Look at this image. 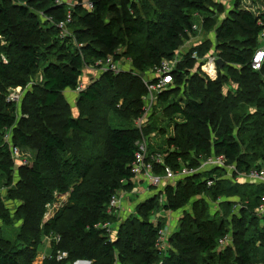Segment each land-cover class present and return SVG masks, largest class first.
I'll list each match as a JSON object with an SVG mask.
<instances>
[{"label":"trees","instance_id":"1","mask_svg":"<svg viewBox=\"0 0 264 264\" xmlns=\"http://www.w3.org/2000/svg\"><path fill=\"white\" fill-rule=\"evenodd\" d=\"M23 1L25 0H0V36L5 40L4 45L0 42V188L13 180L15 170L10 145L5 141L6 134L12 132L11 143L17 149H29L31 142L26 133L28 127L26 118L33 117V113L30 114L32 108L41 110L38 112L42 117L45 116V112L59 107L61 111L68 109L61 103L62 93L68 89L76 91L83 68L87 65L96 66V62L108 58L115 51L119 37L118 26L114 18H107L108 15L123 12L128 16V9L133 11L142 9V12L147 13L146 18H149L147 23L142 21L137 23V20L130 17V23L140 27V29L132 27L130 35L141 33L145 28V36L143 35L145 46H143L144 39H141L142 45L135 46L131 50L130 57L135 69L147 71L157 67L163 59H172L175 56L183 44V39H187L188 32L192 31L195 16L206 13L209 17L205 23L208 24L207 20L211 19L214 25L216 21L212 18L216 10L207 5L209 1L215 6L221 5L214 0H174L180 1L182 6L180 7L184 9L183 13L175 14L172 8L170 9L172 11H161V4L157 5V1L160 0H152V3H148L150 0H130L131 4L118 6L119 8L114 0H91L94 8L89 11L83 9L81 5L71 8L67 3H57V0H49L47 7L42 4L41 9L40 6L33 7V0H26V3ZM39 1L41 2V0L36 2ZM38 12H42V15L48 18L49 30L41 29ZM69 16L72 19L66 26L71 33L67 37L81 48L78 52L73 51L71 55L64 54L66 58L61 60L55 52L58 48L57 42L63 39L59 26L67 22ZM262 30H264V11L258 16L251 11L239 12L236 17L227 15L221 20L216 29L215 43L222 52L219 57L224 67L219 68L218 81L207 82L205 88L197 82V78L195 81L193 78H188L196 64L189 53L178 65V70L174 74L178 87L161 94L160 102H167L170 95L179 91L180 87H183L185 92L186 86L187 89L189 86L193 98L187 101L186 107H183L180 102L168 105V109L172 108L173 114L181 116L184 123L177 127L175 138L171 140V137L168 143H165L166 148L162 144L158 145L159 148L150 145L151 153L161 154L163 162L159 165L152 164L155 173L164 176L166 168L174 172L180 171L183 166L197 168V163L200 162L199 156L192 154V151L200 152V158L202 156L224 157L227 164L236 165L239 173L249 174L252 170L264 169V141L259 134L255 133L256 131L252 130L248 131L242 140H238L237 134L240 132L235 133V125H233L238 116L235 107L241 102L239 98L244 94V88L251 86L246 78L255 79L264 86L260 76L264 65L260 71H253L251 68ZM44 31H47L46 34H43ZM41 35L50 39L54 38L55 43L42 50L36 43ZM88 35L93 40V45L86 43L85 38ZM239 35L242 41L237 38ZM204 45L209 47L204 48ZM211 45L213 42L207 40L203 46H198V50L197 47L194 49L200 55H205V51H208ZM68 49L71 50L73 47ZM52 51L55 53L52 54ZM140 54H144L143 57ZM55 57H57L56 60ZM114 59L119 60L116 57ZM224 70H228L229 75L235 79L238 76L237 80L245 86L239 87L235 97L224 96V98L221 93L222 82L227 76L223 75ZM38 74L42 78L38 89L41 94L39 96L37 92L36 95L34 94L35 98L30 101L31 106L28 108L27 105L23 108V111L27 108L29 114L26 113L18 119L15 109L12 108L13 103L7 101L10 89L26 87L29 80ZM138 77L132 71L118 75L106 73L104 81L96 82L80 92L79 103L85 110L86 107L88 108L87 105L94 108L100 103L105 86L114 87L117 84H120L122 88L126 84L128 89L119 92L120 97L116 96V101L121 98L128 100L130 98L126 97H131L132 94L139 95L142 91L143 95L145 88ZM200 81L205 80L200 77ZM137 83L140 86H137ZM134 100L135 105L139 107L134 110L140 112L141 99ZM139 115L138 113L137 116ZM150 121V125L145 128V135H150L157 130L163 131L158 128L159 117L152 116ZM87 122L74 119L69 113L63 123V129L66 133L74 131L90 134L84 126L85 123H90ZM197 122H200V126L196 125L198 132L194 134L188 126ZM208 124L217 128L216 138H211V134L208 133L206 128ZM35 127L38 128L36 133L39 135L40 142L35 158L36 164H34L36 167L29 169L28 166H22L18 171L20 175L27 174L31 184L39 193L42 194L46 190V180L41 171L43 166L49 167L55 176L61 177L66 186L75 185V181H80L90 172L96 159L90 158L87 162L74 157L73 161L62 159L61 156L68 153L67 142L50 131L49 127L36 125ZM108 133V141L114 153L104 161L102 169L106 173L117 174L128 184L126 188L131 189L132 182L136 179L132 173V165L135 162L137 143L141 138L140 132L133 123H129L123 124L120 128L108 130ZM244 147L246 151H243ZM226 177H228L226 169L214 167L176 180L172 185L164 187L163 192L160 193L162 196L165 195L163 204L159 201L160 195L142 201L138 208L140 217L136 218L138 222L132 220L121 224V234L119 232L118 238L113 242L109 240V234L102 226L106 223L114 225L120 220L119 215L109 210L110 200L120 187L117 184H100L92 191H85L82 186L75 185L69 208L74 212L76 209L78 211V216L74 218L71 227V231L76 232V242L70 233L67 237L64 234L59 235L60 242H54L58 248L54 247V251L51 252L52 258L47 259L45 263L69 264L66 263L68 259L58 261L56 258L57 251L69 250L70 258L73 260L83 259L92 261V264H115L116 261L120 264H264V212L260 213V208L264 205V185L235 184ZM210 181L212 184H209ZM188 184L189 187H193L197 200L192 204V208L188 209L190 211H182L190 203ZM206 197L212 203L211 208L218 205L219 208L227 210L239 204L240 216L232 212V222L227 223L220 209L215 215H207L210 205L207 206ZM158 207L167 212H181L178 221L179 229L170 237L177 252L165 253L166 257L163 261L161 260L162 251L158 247L159 231L162 227L161 223L155 224L153 217ZM45 211H47L46 208L41 207L38 212L44 215ZM60 211L50 223L45 224L48 231H37L38 238L43 236L41 233L56 235L54 231L58 229V222L64 214V210L61 211L62 213ZM23 217L25 218V216L19 218ZM2 218L5 224H12L8 214ZM30 233L31 231L22 232L18 239L24 240L28 237L25 235ZM229 235L233 238L232 242L221 247L220 241ZM258 251L263 252L260 258ZM22 254L23 252L16 246L0 240V264H25L20 260Z\"/></svg>","mask_w":264,"mask_h":264},{"label":"rangeland","instance_id":"2","mask_svg":"<svg viewBox=\"0 0 264 264\" xmlns=\"http://www.w3.org/2000/svg\"><path fill=\"white\" fill-rule=\"evenodd\" d=\"M37 0H33V7L40 6V9L42 7V4L47 7L49 4V0H41V2H36ZM64 3H67L71 6V8H74L72 6H78L81 5L83 9H86V6H90L91 0H62ZM117 8L118 6L126 5L128 6L131 4L130 0H114ZM148 1V0H147ZM191 1V0H190ZM194 1V0H193ZM196 1V0H195ZM221 5L215 6L211 1L208 2V6L211 8H214L215 13L212 20H215L216 22L214 25H212L211 19L207 20L208 24H206V19L209 17L206 13H201L195 16L194 20L198 26L197 33L195 34L194 38L192 39L191 43L188 45H185L187 42V39H183L182 47L183 51L186 53H189L190 55L193 54V52L196 50L191 45L199 42V41H206L207 39L214 40L213 45L210 46L208 49V52H216L218 55H221V50L217 48L215 39H216V29L221 23V17H225L227 15L235 16L237 13H241L244 11H251L254 13L255 16H258L260 12L264 11V0H220ZM23 3H26V0L23 1ZM80 3V4H78ZM145 3V2H144ZM148 3H152V0H150ZM217 3V2H216ZM156 4V3H155ZM161 4L160 10L163 12L166 11H172L171 8L174 9L173 12L176 13H183L184 9L181 8V2L180 1H174V0H160L157 1V5ZM145 6V5H144ZM181 6V7H180ZM213 6V7H212ZM140 7V6H139ZM35 10V9H34ZM87 10V9H86ZM219 11V12H218ZM128 16L126 14L119 13H112L107 16L108 19L114 18L117 22L118 26V44L115 47V51L109 55V58L113 60V57L119 58L117 61L118 65L123 68L125 66L126 69L133 70L132 73L134 75L139 76L138 79H142V77H149L148 75L152 72L150 70H139L135 69L133 66L132 59L130 57L131 50L138 45H142L141 39H144L145 36V28L141 31V33L138 34H131L132 30L131 28L134 27L136 29H140L139 25H133L130 23V17L132 19L137 20V23L143 22L147 23L149 18H146L147 13L142 12V9H138L136 11H133L132 9H128ZM132 12V14H130ZM40 17V26L43 30H49L50 25L48 24V18L44 15H42V12H38ZM149 17V16H148ZM238 18V17H237ZM47 21V22H46ZM129 27V28H128ZM66 30H63L64 33H71L68 28ZM62 30V29H61ZM73 30V29H72ZM74 31V30H73ZM72 31V32H73ZM47 31H44L43 34H46ZM140 32V31H139ZM74 33V32H73ZM144 35V36H143ZM67 36V35H66ZM64 41L61 40V42H57L58 48L56 52V56L59 57L61 60H65L66 53L72 54L73 51H79L81 47L79 45L75 44L70 38L65 37V35L62 36ZM241 41L243 40L241 36L239 35L237 37ZM86 43L93 45V40L88 37L85 38ZM52 42V43H51ZM38 44V47H40L42 50L46 49V47L52 45L55 43L54 38H47L46 36H40L39 39L36 41ZM236 44V43H235ZM238 45V44H237ZM143 46H145V39L143 41ZM190 46V47H189ZM68 47H73V49H68ZM188 47V49H186ZM205 47H209L207 45H204ZM264 47V41L259 40L257 44V48ZM194 49V50H193ZM198 50V47H197ZM47 51V50H46ZM55 52L52 51V54ZM206 53V51H205ZM62 55V56H60ZM141 57H143L144 54H140ZM186 55V54H184ZM108 58V59H109ZM57 57H55V60ZM145 60V59H144ZM163 61V60H162ZM160 62V64L162 63ZM98 63V62H96ZM97 65V64H96ZM104 67H109L108 64H105ZM122 72H125L123 70ZM121 72V73H122ZM106 73L110 72H102L100 67L97 66H89L83 68V74L80 77V82L82 86H86V89L93 85L96 82H102L104 81V77ZM226 76V80L223 81L222 87H221V93L224 96L228 97H235L237 95V90H239V87L242 86L243 88L245 86L242 85V82L238 81L237 79L233 78L228 70H224L223 75ZM262 78V82L264 84V70L260 74ZM200 77H202L205 81L201 82ZM189 79L193 78V81H195L197 78V82L205 88L207 86V82H211L212 80L209 78H206L202 72L200 65L196 62L194 64V68L191 70L190 75L188 76ZM220 78V77H219ZM217 80V79H216ZM247 82L250 83L251 86H248L246 89L244 88L245 92L241 95L239 98L241 102L235 107L237 118L234 120L233 125H235V133L237 134V137H239L238 140H242L246 133L250 130L256 131L255 133L259 134V137L264 141V86L262 84H259L257 80H252L251 78H246ZM142 81V80H141ZM218 81V80H217ZM42 78L40 74L33 76L26 87L22 88L21 93L19 95V100L13 103L14 105L12 108H14V112L17 113L18 119H21L23 115H26L28 113V110L23 111V108L28 105V108L30 105V101H33L35 98L34 94L37 92V96L41 94L39 89V85H41ZM214 82V81H212ZM119 83V82H118ZM143 83V82H142ZM144 85V84H143ZM137 86L138 85L137 83ZM106 88L103 89V97L99 104L94 106L92 108L91 106L87 105L86 110L84 106L82 107L79 103V95L80 92L73 91V90H66L62 93L63 101H61L62 105H66L69 109H63L60 110V107L55 110L45 112V116H41L39 112L41 110H37L36 108H32L30 111V114H32L33 117L29 118V116L26 118L28 127L26 128V133L29 135V139L31 142V146L29 149L24 150L22 149L20 151V155L18 157H12V160H16L14 158H18L21 160H25L28 162L29 169H34L33 167H36V160L38 154V148L40 147L39 142V135L37 132L36 126H44L49 127L50 131L53 133L59 135L67 142V148L68 153L64 156H61L62 159H68L73 161L74 158L80 159L83 162H87L88 159H96L94 166L91 168L90 172L85 174L80 181H75V185H80L84 190L92 191L98 187V185L102 184H117V186L120 187L119 191L117 192L118 199L120 201V206L122 207L119 212V218L120 220L111 226L110 232L111 236H109L110 241H115L120 232L121 224L127 223L129 221L138 222L136 221L140 215L138 214V208L142 201L147 200L148 198H151L153 196H159L161 192H163V188H160L157 186V181L155 179H152L150 175L151 173H143L141 170L138 173H135L136 179L134 180L133 186L131 189H127L128 184L126 181L121 180L117 174L115 173H106L102 169V164L105 160H107L113 153L114 150L111 148V145L108 141V130H113L116 128H120L123 126V124H129V123H135V120L142 116V114L145 112L144 108L147 106L148 108L153 105V108L155 107L156 111L153 114V117H159L160 122L159 127L160 129H163L162 132L160 130L154 131V132H160L162 135V139H157L156 137L150 138V145H154L156 148H159L158 145L162 144L164 148H166L165 143H168V139L171 140L175 138L177 133V127H180L184 123V119L181 116H176L173 114L172 108L168 109V105L171 103H182L183 107H186L187 101L192 99V94L190 93V88L188 86L185 87V92L187 89V92L185 93L184 90L176 91L175 93H170V97L167 102H160V95H159V88L158 89H152L149 88V85H144L145 93L142 95L143 91L141 93L136 95H130L131 97L126 100L125 98H121L120 100L116 101V96L120 97L119 92L122 90L128 89V86L126 84L123 85V88L120 84L113 86H105ZM82 88V87H81ZM174 90L172 88L169 91ZM118 94V95H117ZM36 95V94H35ZM42 97V95L40 96ZM123 97V96H121ZM225 98V97H224ZM134 99H141L142 102V109L141 113L138 112V105H135ZM135 105V106H133ZM34 107V106H33ZM117 110V111H116ZM39 111V112H38ZM74 118V119H80L85 123V127L90 131V134H81L77 132H68L66 133L63 129V123L66 120V116L68 114ZM138 113L140 114L139 117L137 116ZM29 114V113H28ZM137 116V117H136ZM152 117V116H151ZM255 118V119H252ZM143 120V118H140ZM34 120V121H33ZM151 120V119H150ZM202 126H205L204 123H201ZM108 125V126H107ZM196 125L200 126V122H197V124H190L188 127L190 130L196 134L198 129L196 130ZM209 126L206 127L208 130V133L211 134V138H216L217 128H213L212 125L208 124ZM34 126V128H33ZM212 127V128H211ZM48 128V129H49ZM196 130V131H195ZM12 132L10 133L9 138L11 139ZM150 135H153L150 134ZM149 134H146V137H150ZM158 150V149H157ZM243 151H246V147L243 148ZM196 156H199L200 162L197 163V166H202L203 163L209 164L210 166H213L212 164H216L214 160H212V156H202L200 158V152H193ZM74 157V158H73ZM70 161V162H71ZM223 163L222 160H219ZM13 163H15L13 161ZM208 165V168L210 169ZM229 167V173L230 175H233V170L237 169L235 164H227ZM20 165H14V173H13V180L8 181L5 184V187L0 188V240L6 241L10 243L11 245L16 246L18 249H20L23 254L20 256V260L22 263L25 264H46L45 261L41 262L43 256H49L52 254L51 252L54 251V247L56 248L58 245H55L53 243L52 238L56 235L64 234L65 237L69 235V233L74 237V241L76 242L77 235L75 231H71V227L73 225L74 218H76L77 215V209L75 212L73 210H70L69 206L71 205V196L73 192L72 186H66L64 182H62L61 177L55 176L49 167L43 166L41 171L43 173V176L46 180V190L44 193H39L38 190L34 187V185L31 184L30 179L27 177V174H19V168ZM205 168L200 170L201 173L204 171H208L209 169ZM199 171V172H200ZM133 172V171H132ZM23 173V172H22ZM143 173V174H142ZM236 174V173H235ZM142 175H145L147 178V181L143 182L141 181ZM20 176V177H19ZM235 177V175H234ZM145 178V179H146ZM231 180V179H230ZM234 181H240V182H248V180L245 177H238L236 179H233ZM84 181V184L82 185ZM62 182V183H61ZM166 182V180H165ZM164 182V183H165ZM61 183V184H59ZM194 184V181L192 182ZM212 184V182L210 181ZM196 184V181H195ZM192 185V184H191ZM59 186V187H57ZM193 186V185H192ZM189 187V184L187 185ZM189 193H190V203L186 205L182 211H186L188 209L192 208V204L195 203L197 200L195 196V192L193 191V187H189ZM82 195V193H81ZM204 195V194H201ZM199 195V196H201ZM205 198V197H204ZM207 198V197H206ZM165 195L159 196V201L161 204L164 203ZM57 201L63 202L62 204V210H64V214L62 215L61 220L58 222V229L54 231V234L52 237L46 233H41L43 235L42 237H37V231H48V228L45 227V224L50 223V220L47 221L45 218V215L47 211L44 212V215H42L38 212L39 208L45 207L46 210L49 209V204L53 205ZM118 201V200H117ZM89 202V201H88ZM87 202V203H88ZM207 206H209V210H207V215H215L216 211L220 209V212L223 214V217L226 219L227 223L232 222V212H234V215L240 216L239 211V204H236L235 207H230L227 210L224 208H219L218 205H214L213 208H211V201L207 198V201L205 200ZM83 203V201L81 202ZM119 203V202H118ZM198 206H201V204H198ZM48 208V209H47ZM201 210V208H198ZM44 210V208H43ZM198 210V211H199ZM60 211V212H61ZM84 211L88 212L87 209ZM190 211V210H188ZM205 212V210L203 211ZM62 213V212H61ZM8 214L9 219L12 220V224L7 225L3 222V216ZM195 212L193 211V215ZM20 216H25V218H19ZM181 216V212H167L164 211L161 207H158V211L156 212V215L153 217L155 218V224L161 223L160 231L162 230V233L165 235L163 238L164 240L160 241L161 244L158 245L160 247L162 253H161V260H165L166 254L169 252L176 253L175 246L171 243L170 237L172 236L174 231H178L179 229V219ZM163 218V219H162ZM212 218V216H211ZM47 221V223H45ZM57 221V220H56ZM251 228V226H249ZM47 228V229H46ZM249 228V229H250ZM31 231L30 235L26 234L25 236H28L24 240H19L18 237L20 233L22 232H28ZM159 231V232H160ZM50 233V232H49ZM121 234V232H120ZM62 236V235H61ZM161 238V237H160ZM231 235L228 236L229 242H232ZM159 242V241H158ZM230 244V243H229ZM227 246V245H226ZM58 248V247H57ZM60 248V246H59ZM9 249V248H7ZM260 249V248H258ZM66 250V249H64ZM67 253H69L68 262L69 264H92V261H85L83 259L73 260L70 258V251L66 250ZM61 251V252H66ZM60 251H57V253ZM166 253V254H165ZM258 257L260 258L263 254L262 251H258ZM59 259V258H58ZM79 261L78 263H76ZM85 261V262H82ZM56 264V263H53ZM115 264H120L119 262H115Z\"/></svg>","mask_w":264,"mask_h":264},{"label":"built area","instance_id":"3","mask_svg":"<svg viewBox=\"0 0 264 264\" xmlns=\"http://www.w3.org/2000/svg\"><path fill=\"white\" fill-rule=\"evenodd\" d=\"M57 3L62 4L63 1L62 0H57ZM80 4V3H78ZM90 6H86V9L92 10L94 8V3L91 1ZM72 17L69 16L68 17V21L65 23H62L59 27L60 30L62 31V35H65V37L69 36V33H64L63 30L67 31V24L68 22H71ZM197 24L194 23V25L192 26V31L188 32V37L189 39L187 40L185 45H188L189 43H191L192 39L194 38L195 34L198 32L197 31ZM67 35V36H66ZM258 40H262L264 41V30L261 31V33L259 34V38ZM214 43V40H211ZM0 42L4 45L5 44V40L0 36ZM204 41H199L193 45H191L192 47H198V46H203ZM182 47V46H181ZM176 52L175 56L172 59H163L162 63L159 64L157 67H155L154 69H151L150 71L152 72L151 74H149V77H142V82L144 85H149V88L152 89H160L159 91V95L167 92L168 90H171L172 88L176 89L178 87V85L176 84V78H175V72L178 70V65L184 61V58L186 57V55L188 53L183 51V48H181ZM190 47V46H189ZM188 49V47L186 48ZM186 54V55H184ZM109 58V57H108ZM104 59L102 61H99L97 63V67L101 68V71L104 72H110L112 74L118 75L120 74L123 70H125V72H131L133 70H129L126 68H121L117 61L115 60L113 57V60H111L110 58L108 59ZM192 60H194L195 62H197L200 65L201 68V72L202 74L206 77L211 79L212 81H216V79H218V75H219V64H218V60H220L221 58L219 57L218 53L216 52H208L206 51L205 55H200L198 53V51H194L193 54L191 55ZM4 61H6V58L3 57ZM105 64H108L109 67H104ZM264 65V47H260L256 50L253 59H252V63H251V68L253 71H260L262 69ZM82 87V88H81ZM22 87H18L16 89H10V94L7 98V101L10 103H15L16 101L19 100V95L21 93ZM86 90V86H82L81 82L77 88L78 92H82ZM180 90H183V87H180ZM183 92V91H182ZM145 112L142 114L141 117H139L138 119L135 120L134 123V127L140 132V140L137 143V152L135 154V162L132 165V173L134 175H136L135 173H138L140 170L145 174V173H151L150 175L148 174V176H151L152 179H155L157 181V186L160 188L163 187H167L168 185H172L176 180L178 179H182V178H186V177H190L193 176L195 174L200 173L202 169L208 168L209 164L203 163L202 166L197 167V168H187L185 166H183V168L178 171V172H174L172 169L170 168H166V175L162 176L158 173L154 172V167L152 166V164H162V157L161 154L159 153H151L150 151V147L149 144L150 142V138H157V139H162V135L160 134V132H154L153 135H150V137H146L145 135V128L147 126L150 125L151 121V116H153L154 114V110L155 107L153 108V105H151V107H147L145 106L144 108ZM140 118H143V120H141ZM11 132H8L5 136V141L8 142V144L10 145V150H11V156L14 157H18L20 155V151L21 149H17L16 146L12 145L11 143V139L9 138ZM16 160H13L15 163L14 165H20V167L22 166H29L28 162L25 161L24 159H18V158H14ZM212 160H214L215 162H217L216 164H212L213 166H210V169H213L214 167H218V168H224L226 169L227 172V179H232V181L236 184V183H250V184H263L264 185V169L258 171V170H252L251 173L249 174H243V173H239L237 171V169L233 170V175H230V171H229V167L227 166L226 160L224 157H215L212 156ZM219 160H222L223 163L220 164L221 162H219ZM209 169V168H208ZM209 169V170H210ZM200 171V172H199ZM142 173V174H143ZM237 175V177H234V175ZM235 175V176H236ZM240 178V177H245L248 182H240V181H234L233 179L236 178ZM136 178V176H135ZM145 175H142L141 177V181L145 182L147 181V178L145 179ZM166 180V182H165ZM165 182V183H164ZM118 200V201H117ZM119 202V203H118ZM56 206L54 208V210L52 211V215L48 214V216L46 217L47 221L48 220H52L54 219L58 212L62 209V204L63 202L61 201H57V203L55 202ZM50 206V204L48 205ZM109 210L110 212L115 213L116 215H118L119 210L122 208L120 206V201L118 199L117 193L116 195H114L109 203ZM264 212V205L260 208V213ZM46 221V222H47ZM112 225H109V223H106L105 225H103L102 227L106 230V232H108L109 236H111L110 232V228ZM113 234V233H112ZM161 237L164 236V234L161 232ZM50 237H52V235H50ZM160 240H162V238H160ZM53 243H59L60 242V237L58 235H56L55 237L52 238ZM221 243V247H225L226 245H228L230 242L228 240V236L225 237L224 239H222L220 241ZM52 258V255L50 254L49 256H43L41 262ZM56 258L58 261H65L69 258V254L67 252H58L56 255ZM59 258V259H58Z\"/></svg>","mask_w":264,"mask_h":264},{"label":"bare ground","instance_id":"4","mask_svg":"<svg viewBox=\"0 0 264 264\" xmlns=\"http://www.w3.org/2000/svg\"><path fill=\"white\" fill-rule=\"evenodd\" d=\"M231 181H232V179H231ZM209 184H210V182H209ZM55 206H56V204H53V205H50V206H49V209H50V210H47V213H46V215H45V218L48 216V214H51V215H52V211L54 210ZM47 209H48V208H47ZM45 223H47V222H45ZM161 232H162V230L159 232V242H158V245L161 244V242H160V241H161V240H160V237H161V234H160V233H161ZM164 236H165V235H164ZM164 236H163V237H164ZM163 237H161V238L164 240ZM163 240H162V241H163Z\"/></svg>","mask_w":264,"mask_h":264},{"label":"crops","instance_id":"5","mask_svg":"<svg viewBox=\"0 0 264 264\" xmlns=\"http://www.w3.org/2000/svg\"><path fill=\"white\" fill-rule=\"evenodd\" d=\"M214 1L217 2V3H221L220 0H214ZM224 18H225V17H224ZM221 20H223V17H221ZM207 40H208V39H207ZM207 40H206V41H207ZM209 40L211 41L212 39H209ZM204 42H205V41H204ZM123 68H125V66H124ZM19 168H21V167H19ZM14 169H15V168H14ZM86 264H88V263H86Z\"/></svg>","mask_w":264,"mask_h":264},{"label":"water","instance_id":"6","mask_svg":"<svg viewBox=\"0 0 264 264\" xmlns=\"http://www.w3.org/2000/svg\"><path fill=\"white\" fill-rule=\"evenodd\" d=\"M218 64H219V68H223L224 67V65H223V62H222V60L220 59V60H218Z\"/></svg>","mask_w":264,"mask_h":264}]
</instances>
